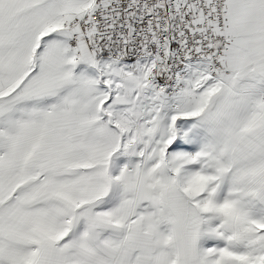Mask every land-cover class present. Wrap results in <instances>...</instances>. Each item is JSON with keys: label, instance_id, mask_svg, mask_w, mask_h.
Segmentation results:
<instances>
[{"label": "snow or ice", "instance_id": "snow-or-ice-1", "mask_svg": "<svg viewBox=\"0 0 264 264\" xmlns=\"http://www.w3.org/2000/svg\"><path fill=\"white\" fill-rule=\"evenodd\" d=\"M0 264H264V0H0Z\"/></svg>", "mask_w": 264, "mask_h": 264}]
</instances>
